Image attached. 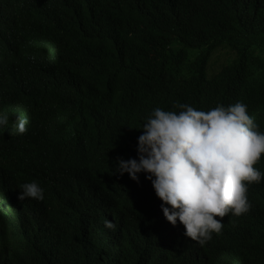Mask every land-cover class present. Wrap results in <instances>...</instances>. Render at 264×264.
Listing matches in <instances>:
<instances>
[{
	"label": "trees",
	"instance_id": "obj_1",
	"mask_svg": "<svg viewBox=\"0 0 264 264\" xmlns=\"http://www.w3.org/2000/svg\"><path fill=\"white\" fill-rule=\"evenodd\" d=\"M238 102L264 133V0H0V264H264V179L201 246L115 170L154 109Z\"/></svg>",
	"mask_w": 264,
	"mask_h": 264
},
{
	"label": "clouds",
	"instance_id": "obj_2",
	"mask_svg": "<svg viewBox=\"0 0 264 264\" xmlns=\"http://www.w3.org/2000/svg\"><path fill=\"white\" fill-rule=\"evenodd\" d=\"M174 107L179 111L156 108L147 116L138 129V159L120 158L115 170L137 183L138 174H146L163 202L166 220L173 226L179 221L184 235L204 246L212 233L221 232L226 216L251 209L248 185L264 179L255 167L264 156V133L240 102L209 111L181 103ZM15 122L19 134L27 132L26 119L16 116ZM7 125V115L0 116V126ZM20 189V201L44 200V190L35 181ZM104 224L115 229L111 220Z\"/></svg>",
	"mask_w": 264,
	"mask_h": 264
}]
</instances>
